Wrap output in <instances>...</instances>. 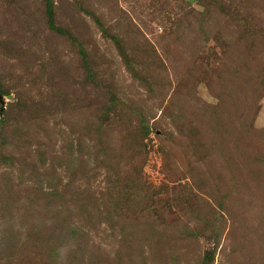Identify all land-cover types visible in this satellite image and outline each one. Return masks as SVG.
I'll return each mask as SVG.
<instances>
[{
	"label": "rangeland",
	"instance_id": "374dc122",
	"mask_svg": "<svg viewBox=\"0 0 264 264\" xmlns=\"http://www.w3.org/2000/svg\"><path fill=\"white\" fill-rule=\"evenodd\" d=\"M0 264H264V0H0Z\"/></svg>",
	"mask_w": 264,
	"mask_h": 264
}]
</instances>
